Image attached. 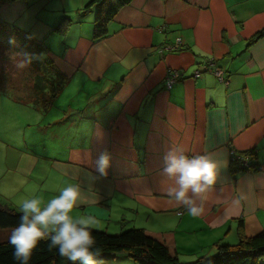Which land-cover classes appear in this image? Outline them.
Segmentation results:
<instances>
[{"label": "crops", "instance_id": "1", "mask_svg": "<svg viewBox=\"0 0 264 264\" xmlns=\"http://www.w3.org/2000/svg\"><path fill=\"white\" fill-rule=\"evenodd\" d=\"M90 2L0 3V25L48 41L45 52L67 78L45 110L1 106L0 203L18 211L24 198L46 201L79 183L74 216L108 233L145 229L180 264L237 243L240 232H264V37L249 44L264 28V0H132L98 39L96 6L80 13ZM63 19L62 35L54 28ZM208 60L216 73L204 70ZM173 71L180 79L167 88ZM19 115L22 123L10 119ZM31 125L37 136L26 133ZM170 146L225 162L199 216L167 193ZM105 151L111 162L101 175L96 160ZM232 151L251 153L256 170L234 168ZM110 264L134 263L119 254Z\"/></svg>", "mask_w": 264, "mask_h": 264}, {"label": "clouds", "instance_id": "2", "mask_svg": "<svg viewBox=\"0 0 264 264\" xmlns=\"http://www.w3.org/2000/svg\"><path fill=\"white\" fill-rule=\"evenodd\" d=\"M30 59V58H29ZM27 61H21L23 67ZM163 173L174 180L167 193L182 204L189 214L199 216L204 212V194L214 185L224 161L208 154H188L178 146H170L163 155ZM110 154L105 151L96 160L98 173L107 174ZM83 200L81 185L68 182L46 201L33 194L18 205L19 222L12 227L8 242L18 264H30L33 250L41 240L48 241L49 248L72 264H98L101 249L92 233L90 217L72 214L73 208Z\"/></svg>", "mask_w": 264, "mask_h": 264}, {"label": "trees", "instance_id": "3", "mask_svg": "<svg viewBox=\"0 0 264 264\" xmlns=\"http://www.w3.org/2000/svg\"><path fill=\"white\" fill-rule=\"evenodd\" d=\"M16 0H0L1 4L11 3ZM132 0H92L87 4L81 14L87 12L92 5L96 6L94 15V38L98 39L106 34L108 23L115 16L117 11L125 5L131 3ZM2 26V25H1ZM69 21L63 19L54 29L59 34H65ZM5 30L13 31L6 26ZM14 32V31H13ZM21 34V33H20ZM264 37V28L258 31L249 41V44ZM20 38L26 39L28 42H35L30 37L23 34ZM40 48L39 42H36ZM35 48V49H36ZM27 50V49H26ZM29 46V53L32 51ZM37 51L39 49L37 48ZM42 55V57H39ZM44 50L41 54H37L38 62L46 66L45 74L39 67L38 73L33 75V86L29 91V102L33 104L35 110H45L53 103L54 99L61 93L67 83V78L61 74L52 64V61L45 57ZM58 81H57V80ZM7 88L0 82V91ZM248 158L246 168L240 166V162L232 160L234 168L244 171H255L257 166L253 164L251 153H242ZM238 167V168H237ZM19 211L13 207L0 203V232H10L19 222ZM92 233L96 238V243L101 249L100 256L97 257L98 264H110L112 257L119 254L125 255L134 264H180L177 258L168 250V247L158 239L149 235L145 229L130 228L116 234H109L105 231L92 229ZM9 234L0 240V264H18L13 256V248L8 242ZM216 252L207 257H198L195 261L188 264H264V232L246 237L240 232L238 241L235 244H216ZM30 264H72L66 257L59 254L56 248H49L47 240H41L37 247L33 250ZM79 264V262H76Z\"/></svg>", "mask_w": 264, "mask_h": 264}, {"label": "rangeland", "instance_id": "4", "mask_svg": "<svg viewBox=\"0 0 264 264\" xmlns=\"http://www.w3.org/2000/svg\"><path fill=\"white\" fill-rule=\"evenodd\" d=\"M20 35L21 34L18 32L5 30V27L0 25V82L1 84L9 86L7 88L4 87L3 90L0 91V126H2V120L8 119L1 115L2 105L6 107L7 104H12V101L15 102L13 105L17 104L23 106L22 108L29 107L33 109V104L29 102V91H31L33 86V75L38 73V67L43 74H45L46 71V66H42L44 64L37 61L39 60L37 54H41L43 50L45 52V50L50 47L48 46L49 42H39L40 48L37 46L39 49V51H37V48L35 47L36 42H28L26 39L20 38ZM29 46L32 47L31 53H29ZM45 55L47 59L50 58L46 52ZM39 57H42V55ZM21 61H27L23 67L19 66ZM60 103L62 106L65 104L63 99L60 100ZM10 119H19L18 122L21 123L23 121L21 116L20 118L11 117ZM33 122L35 123L36 121ZM22 126L23 124L21 127ZM1 128L0 135L6 134L7 132H5V128ZM25 129L26 133H31L30 135L37 136V133H33L37 131V125L26 126ZM9 233L10 232H0V240L5 239L4 237Z\"/></svg>", "mask_w": 264, "mask_h": 264}, {"label": "built area", "instance_id": "5", "mask_svg": "<svg viewBox=\"0 0 264 264\" xmlns=\"http://www.w3.org/2000/svg\"><path fill=\"white\" fill-rule=\"evenodd\" d=\"M211 66H213L214 72H217V68L215 67V64L212 60H208L205 65H204V70L210 68ZM196 75L199 74V72L195 73ZM218 78L220 80H222L220 73L218 72ZM180 79V74L178 71H173L171 73L168 74L167 78H166V87L170 88L175 82H177ZM232 155V160H236L240 162V166L246 168L248 165V158L244 157V156H240L238 154H236L234 151L231 152Z\"/></svg>", "mask_w": 264, "mask_h": 264}]
</instances>
